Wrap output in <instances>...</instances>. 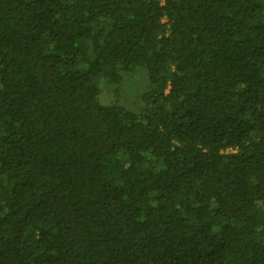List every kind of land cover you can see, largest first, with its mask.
<instances>
[{
  "label": "trees",
  "instance_id": "obj_1",
  "mask_svg": "<svg viewBox=\"0 0 264 264\" xmlns=\"http://www.w3.org/2000/svg\"><path fill=\"white\" fill-rule=\"evenodd\" d=\"M0 264H264V0H0Z\"/></svg>",
  "mask_w": 264,
  "mask_h": 264
},
{
  "label": "rangeland",
  "instance_id": "obj_2",
  "mask_svg": "<svg viewBox=\"0 0 264 264\" xmlns=\"http://www.w3.org/2000/svg\"><path fill=\"white\" fill-rule=\"evenodd\" d=\"M98 102L104 105L116 103L126 109L141 112V95L148 90L149 81L146 70L136 68L131 73H123L118 84L110 86L104 79H99Z\"/></svg>",
  "mask_w": 264,
  "mask_h": 264
}]
</instances>
